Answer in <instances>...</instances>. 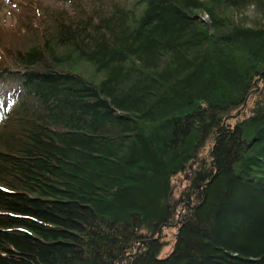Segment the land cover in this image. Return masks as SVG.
Here are the masks:
<instances>
[{"label": "trees", "instance_id": "1", "mask_svg": "<svg viewBox=\"0 0 264 264\" xmlns=\"http://www.w3.org/2000/svg\"><path fill=\"white\" fill-rule=\"evenodd\" d=\"M54 1L0 19V264H264V0Z\"/></svg>", "mask_w": 264, "mask_h": 264}, {"label": "rangeland", "instance_id": "2", "mask_svg": "<svg viewBox=\"0 0 264 264\" xmlns=\"http://www.w3.org/2000/svg\"><path fill=\"white\" fill-rule=\"evenodd\" d=\"M44 1H46L48 3H52V4L55 3L54 0H44ZM0 3H2V5L0 7V19H1L2 23H7V24L12 23V21L17 17V15L12 11V8H14V7H15V9H17L15 4L13 3V0H0ZM205 15L208 16L206 19L209 20V15L207 13H205ZM175 182L180 184V186L183 185V183H181L183 181H180L179 179H175ZM174 232H175V229H167V233L169 234V238H171V236L173 235ZM170 249H171V246H169L166 250L168 251Z\"/></svg>", "mask_w": 264, "mask_h": 264}, {"label": "water", "instance_id": "3", "mask_svg": "<svg viewBox=\"0 0 264 264\" xmlns=\"http://www.w3.org/2000/svg\"><path fill=\"white\" fill-rule=\"evenodd\" d=\"M207 17H208V16L205 15V13H204L203 15H201V19L204 20V21H208V20L206 19Z\"/></svg>", "mask_w": 264, "mask_h": 264}]
</instances>
